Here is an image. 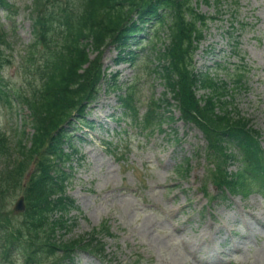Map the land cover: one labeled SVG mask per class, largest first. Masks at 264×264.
Instances as JSON below:
<instances>
[{
    "label": "rangeland",
    "instance_id": "rangeland-1",
    "mask_svg": "<svg viewBox=\"0 0 264 264\" xmlns=\"http://www.w3.org/2000/svg\"><path fill=\"white\" fill-rule=\"evenodd\" d=\"M193 1H198L202 13L216 16L197 52V68L205 70L218 62L228 68L236 65L237 73L245 74V84L235 90L234 101L262 133L264 148V0H218V6L216 0ZM8 2L14 11L10 19L0 9V30L15 26L18 38H14L11 50L18 63V56L31 41L25 10L30 0ZM236 41L239 46L234 50ZM110 50L104 55L108 65L116 54ZM241 63L242 68L238 67ZM154 66V62L146 66L141 61L137 68L126 64L110 68L119 71L124 83L138 79L141 112L150 98H160L164 92L158 78L144 76ZM3 74L11 86L21 87L17 64L6 67ZM116 104L114 96L102 95L89 114L94 128L88 134H84L86 130L77 132L83 138L76 142L83 160L72 159L74 176L66 192L77 208L68 215L71 218L66 224H74L65 237L107 224L108 231H100L98 238L110 255L102 261L78 253L74 264H264V191L259 183L244 195L208 202L217 190L205 176L206 165L197 154L204 146L199 131L178 122L166 124L163 132L139 135L125 130L123 122L116 126L115 119L120 116ZM19 118L14 106L0 103V130L15 142L21 135L19 130H25ZM186 159L190 172L175 175L177 163ZM200 187H206L208 195ZM19 192L5 199L0 209L11 211ZM20 217L11 218L20 225Z\"/></svg>",
    "mask_w": 264,
    "mask_h": 264
},
{
    "label": "trees",
    "instance_id": "trees-1",
    "mask_svg": "<svg viewBox=\"0 0 264 264\" xmlns=\"http://www.w3.org/2000/svg\"><path fill=\"white\" fill-rule=\"evenodd\" d=\"M183 5L190 6L189 0H34L31 10L33 41L25 57L27 65L34 62L33 55L37 49L33 48H42L36 52L41 53V63L36 67L37 84L29 83L26 92H22V100L30 111L34 129L32 146L27 152L31 158L48 143L51 144L37 159L40 173L37 167L25 191L30 210L24 227L35 239L44 242L41 248L46 250L49 247L50 256H66L74 248L104 256L102 244L92 235L68 243L60 242L54 236L55 228L64 225L61 213L66 212L69 200L55 196L63 179L58 174L60 170L56 175V166L50 157L68 158L60 149L62 139L68 134L67 128L61 126L83 122L86 107L97 100L105 78L101 63L105 48L114 45L118 51L116 61L124 60L126 55L132 53L127 51L126 39L140 31V26L150 19L158 21L164 15L169 21L171 19L169 44L160 55L167 62V65L162 66V78L179 103L185 120L197 125L208 140L209 148L219 156L228 158L226 148L232 146L243 157L246 167L236 175L240 182L236 183L224 176L219 178V186L227 185L229 190L242 193L247 179L264 178L262 155L254 150L253 143L247 146L243 138L234 133L239 130L255 136L257 132L248 128L243 118L233 117L237 113L231 115L227 102L221 100L226 93L225 84L222 82L218 85L204 76L199 80L192 73V53L202 39L205 17L191 10L187 22ZM71 7L76 8L80 15L72 18L66 16ZM92 54L95 56L91 59ZM2 67L0 62V70ZM112 76L114 85L117 76ZM198 85L210 89L209 96L203 99V106L194 92ZM2 92H5V88L0 71V94ZM128 98L119 97L126 111L131 110ZM142 122L158 124L152 110L147 112ZM8 150L5 139L0 136V155L10 157L12 153ZM7 160H3L5 167L0 170V198L5 188L12 189L19 185L28 162L26 158L23 161L18 158ZM58 179L61 184L57 183ZM56 213L61 215L53 219L52 215ZM4 235L6 233L0 229V245L3 246ZM57 251L61 254L58 255ZM40 253V245L34 246L26 258L38 264L44 260Z\"/></svg>",
    "mask_w": 264,
    "mask_h": 264
},
{
    "label": "water",
    "instance_id": "water-1",
    "mask_svg": "<svg viewBox=\"0 0 264 264\" xmlns=\"http://www.w3.org/2000/svg\"><path fill=\"white\" fill-rule=\"evenodd\" d=\"M16 209H22V202L21 199L18 201L17 205H16Z\"/></svg>",
    "mask_w": 264,
    "mask_h": 264
}]
</instances>
